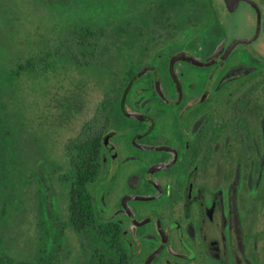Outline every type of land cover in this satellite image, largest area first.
<instances>
[{
    "label": "flooded vegetation",
    "instance_id": "1",
    "mask_svg": "<svg viewBox=\"0 0 264 264\" xmlns=\"http://www.w3.org/2000/svg\"><path fill=\"white\" fill-rule=\"evenodd\" d=\"M81 3L132 21L142 44L94 133L91 203L118 260L264 264V0ZM38 177L53 233L55 196Z\"/></svg>",
    "mask_w": 264,
    "mask_h": 264
},
{
    "label": "rangeland",
    "instance_id": "2",
    "mask_svg": "<svg viewBox=\"0 0 264 264\" xmlns=\"http://www.w3.org/2000/svg\"><path fill=\"white\" fill-rule=\"evenodd\" d=\"M57 3L63 6L65 2ZM56 6L48 8L34 0H0L3 46L6 38L10 42L9 35L14 36L13 47L6 49L12 56L10 65L52 46L60 32L57 27L66 26L73 18L65 9L62 13L61 10L56 12ZM91 6L96 9L95 5ZM101 17L98 21H115ZM14 18L18 20L16 26L8 24L10 29H5L4 21L13 22ZM102 28L103 34L99 33L96 44L107 72L102 68L77 71L72 67H60L46 71L36 80L20 77L12 89L0 95V121L6 128L2 151L5 156L14 158L16 165H21L25 179L23 182L21 176L18 177L15 189L7 193L9 199L4 200H9L7 204L13 203L15 209H8L6 219L0 224V264H31L38 252L44 250L38 230L43 193L34 177L35 169L41 170L51 183L56 218L59 222L66 221L65 188L58 177L69 168L67 146L76 138L96 132L101 103L110 95L109 74L118 73L123 64L122 57L118 56L123 40L114 34L116 28L108 25ZM103 48L105 51L101 50ZM63 227L61 248L52 264H90L83 254L90 244L89 237L75 234L68 226Z\"/></svg>",
    "mask_w": 264,
    "mask_h": 264
},
{
    "label": "trees",
    "instance_id": "3",
    "mask_svg": "<svg viewBox=\"0 0 264 264\" xmlns=\"http://www.w3.org/2000/svg\"><path fill=\"white\" fill-rule=\"evenodd\" d=\"M81 2L82 0H69L63 6L57 3L56 12L61 10L62 13L65 9L70 15H73V18L68 20L66 26L57 27L60 32L59 34L57 33L58 35H56L51 47H45L19 63L16 62L14 65H10L12 56L6 52V49L10 46L13 47L11 41H14V36L10 37L9 35L10 42L6 38L5 47L0 41V95L6 90L12 89L20 77L25 76L28 79L36 80L39 79L41 74H46V71L58 70L60 67H72L77 71L99 70L102 68L101 70L107 72L104 61L99 56L101 53L98 54L100 51H97L99 47L96 43L97 37L103 29L102 27L108 25L115 27L114 34L120 36L119 38L123 40L120 42L118 49V56L122 57L123 64L118 73L109 74L108 89L110 95L102 101L100 109L109 107L113 100L112 95L132 70L131 57L133 54L130 48L134 44L137 45L138 37L129 32V30L134 29L136 31L139 27L136 25L132 27V21H98L100 19L99 16L92 11H87ZM106 18L109 19L108 17ZM152 22H145V24L149 26ZM4 24L5 29H10L7 25L10 24V26L14 27V25L16 26V21L12 22L10 20ZM138 45L142 44L138 43ZM101 50L105 51L104 48ZM39 53L46 58L43 65L39 62V57L41 56ZM49 55L52 57V61L47 60ZM5 130L6 128L0 121V224L6 219L4 217L7 215L8 209H15L13 203L11 205L10 203L7 204L9 200L4 202L5 198L9 199L7 193L15 189L18 177L21 176V180L25 181L21 165H16L15 159L5 156L2 151L4 142H6L3 134ZM66 156L68 157L69 168L65 174L58 177L60 185L65 188L66 221L59 222V219L56 218L53 233L52 227H50L47 220L39 224V240L43 242L44 250L42 249L38 252L37 257L31 264L54 263L63 241V226L70 227L77 235L85 234L89 237L90 244L86 251L83 250V254L86 255L90 264H125L118 260L115 245L111 242L110 230L98 228L97 214L91 203L92 196L89 185L96 178L97 170L94 134L71 141L67 146ZM38 176H43L44 178L45 175L42 171L39 175V171L35 169L34 177L37 179L39 178ZM14 200L15 198L12 199V202ZM42 224L45 226V232L40 228L43 227Z\"/></svg>",
    "mask_w": 264,
    "mask_h": 264
},
{
    "label": "water",
    "instance_id": "4",
    "mask_svg": "<svg viewBox=\"0 0 264 264\" xmlns=\"http://www.w3.org/2000/svg\"><path fill=\"white\" fill-rule=\"evenodd\" d=\"M225 1H226L228 6H231L230 1H233V5H235V3L237 2V0H225Z\"/></svg>",
    "mask_w": 264,
    "mask_h": 264
}]
</instances>
